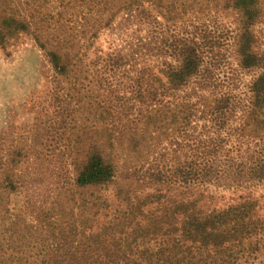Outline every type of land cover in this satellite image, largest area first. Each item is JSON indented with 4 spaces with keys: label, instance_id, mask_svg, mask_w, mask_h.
<instances>
[{
    "label": "trees",
    "instance_id": "obj_1",
    "mask_svg": "<svg viewBox=\"0 0 264 264\" xmlns=\"http://www.w3.org/2000/svg\"><path fill=\"white\" fill-rule=\"evenodd\" d=\"M262 1L45 0L36 20L0 16L2 46L33 34L75 81L62 109L79 87L96 116L67 184L0 228V264H264ZM55 19L71 33L42 34ZM86 188L98 194L78 204Z\"/></svg>",
    "mask_w": 264,
    "mask_h": 264
},
{
    "label": "rangeland",
    "instance_id": "obj_2",
    "mask_svg": "<svg viewBox=\"0 0 264 264\" xmlns=\"http://www.w3.org/2000/svg\"><path fill=\"white\" fill-rule=\"evenodd\" d=\"M45 4V0H0V16L33 14L36 20ZM259 6L263 16L254 29L264 48V0ZM56 19L51 20L50 27L42 34L51 33L52 37L61 39L63 33L71 30L64 22L57 25ZM102 37L106 38V33ZM101 42L107 49V44ZM74 82L57 78L33 34H21L5 47L0 44V185L13 173L21 185L18 192L8 197L0 188V228L6 231L13 228L11 219L21 226L28 218L26 210L32 209L31 204L35 203L39 209L46 205L56 188L60 189L63 182L67 184L66 179L72 175L70 162L77 155L72 147L79 142L86 144L93 135L96 116L94 108L87 103L88 92L79 87L71 89L69 96L73 99L68 104L66 96L67 110L62 109L61 84L69 88ZM80 97L83 105L75 106L76 111L74 105ZM132 154L137 157L139 151ZM46 156L49 162L45 161ZM3 160L7 161L6 167ZM93 191L98 194L91 188L81 189L74 196L75 202L88 204Z\"/></svg>",
    "mask_w": 264,
    "mask_h": 264
}]
</instances>
